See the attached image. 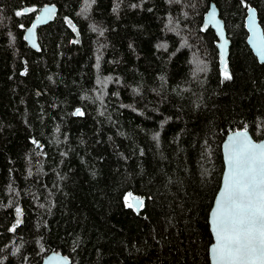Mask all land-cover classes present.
<instances>
[{
  "label": "trees",
  "instance_id": "obj_1",
  "mask_svg": "<svg viewBox=\"0 0 264 264\" xmlns=\"http://www.w3.org/2000/svg\"><path fill=\"white\" fill-rule=\"evenodd\" d=\"M210 1L230 80L202 27ZM48 2L59 12L36 52L22 35ZM248 5L264 31V0H94L86 12L85 0H0V264L53 250L71 264H209L221 143L245 128L264 136ZM129 192L145 199L138 213Z\"/></svg>",
  "mask_w": 264,
  "mask_h": 264
},
{
  "label": "snow or ice",
  "instance_id": "obj_2",
  "mask_svg": "<svg viewBox=\"0 0 264 264\" xmlns=\"http://www.w3.org/2000/svg\"><path fill=\"white\" fill-rule=\"evenodd\" d=\"M91 3H94V0H85L86 7L83 11L86 12L91 7ZM24 11L33 12L35 9L26 8ZM54 12V8H45L43 15L37 17L36 23L27 29L24 38L34 48L37 47L36 24L51 19ZM22 14L21 11L15 13L16 16ZM215 16V11L210 13L208 23L215 24L220 33L223 41L220 45L221 74L224 80H230L232 76L225 59L227 41L224 40L223 29ZM67 22L72 30L76 31L75 25L70 20ZM249 28L252 32L253 47L261 57H264V35L259 31L252 9H249ZM205 69L206 66H202L198 67L197 71ZM109 80L111 77L103 81L98 79L97 83L103 88ZM97 98L102 101L103 92ZM73 115L79 116L83 113L80 109H76ZM158 135L155 138H158ZM224 149L226 171L223 176V186L210 213V227L214 236V243L210 249L213 264H264V142L254 141L245 128L230 135ZM124 199L126 207L137 211L144 207V200L133 196L131 192ZM16 215V224H19V217L22 215L19 207L16 208ZM15 227L16 225H13L12 230Z\"/></svg>",
  "mask_w": 264,
  "mask_h": 264
},
{
  "label": "water",
  "instance_id": "obj_3",
  "mask_svg": "<svg viewBox=\"0 0 264 264\" xmlns=\"http://www.w3.org/2000/svg\"><path fill=\"white\" fill-rule=\"evenodd\" d=\"M45 8H54L55 12L51 16V19H47L46 21H44L42 23L36 24L35 35H36L37 47L34 48L32 46V44L28 40H26L24 37L27 35V29L30 28L34 23H36L37 17H40V16L43 15V10ZM25 9L26 8L23 9V12H25L24 11ZM249 9H252L254 11L255 18H256V24L259 26V31H260L261 35H264L263 28H262V26L260 24V21H259L257 9L254 6H252V5H248L247 8H246V15L244 17V28H245V30L247 32V36L245 38V42L248 45V47L250 48L252 54L256 57L257 61L259 63H264V57H261L258 54L257 50L253 47V44H252V40H251L252 32H251V30L249 28ZM213 11H215V13H216L215 19L217 21H219V25L223 29L224 40L227 41V45H226V49H225V59L227 61V64H228V56H229V49H230L231 42H230V39L227 37L225 23H224V20L220 17V12H219V9H218L216 3L214 1H210L209 5H208V8H207V11L205 12V14L203 16L202 27L210 28L213 31V33H214V35L216 37L215 46L217 48V52H218V56H219V66H220V69H221L222 65H221V48H220V45H221V43H223V41L220 38V33H219L218 29H217V26L215 24H209L208 23L209 15ZM58 12H59V7L54 2L45 3V4H43L42 6L39 7V9L36 12L35 16L33 17L31 22L29 23V25L23 31L22 38H23V41L25 42L27 47H29L30 49H32V50H34L36 52L40 51L41 46H40V37H39L38 30H39L40 27L45 26V25L53 22L55 20V18L57 17ZM241 130H244V129H241ZM241 130H234V131L228 132L226 134V136L224 137L222 143H221V153H222V159H223V170H222V174H221V181H220V186H219V188H218V190H217V192L215 194V197H214V200H213V204H212L211 208L209 209L208 217H207L208 226H209V230H210L211 237H212V241H211V243L208 246V260H209V264H213V260H212L210 249H211V245L214 243V236H213V233L211 232V227H210V213H211L212 208L214 207V202H215V200H216V198H217V196L219 194V191L221 190V188L223 186V176H224V173L226 171L224 145L227 143L228 138H229L230 135H232L233 133H235L237 131H241ZM248 134L253 139V137L251 136L249 131H248ZM254 141H256V142H264V136L261 139L254 140ZM132 194H133V196L140 197V198H142L145 201L143 196H140V195H137V194H134V193H132ZM142 209L143 208L139 209V211H141ZM139 211L135 210L136 213H138ZM65 258H67V259L65 260ZM39 264H71V263H70V258L67 255L63 254L60 251L53 250V251H50L49 253H47L46 255H44L42 257V259L40 260Z\"/></svg>",
  "mask_w": 264,
  "mask_h": 264
},
{
  "label": "rangeland",
  "instance_id": "obj_4",
  "mask_svg": "<svg viewBox=\"0 0 264 264\" xmlns=\"http://www.w3.org/2000/svg\"><path fill=\"white\" fill-rule=\"evenodd\" d=\"M19 219H20V217H19Z\"/></svg>",
  "mask_w": 264,
  "mask_h": 264
}]
</instances>
